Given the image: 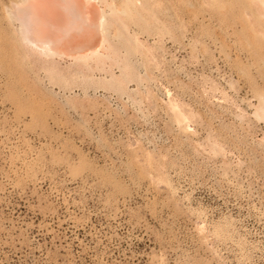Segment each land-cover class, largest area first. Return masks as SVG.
<instances>
[{
	"label": "rangeland",
	"instance_id": "rangeland-1",
	"mask_svg": "<svg viewBox=\"0 0 264 264\" xmlns=\"http://www.w3.org/2000/svg\"><path fill=\"white\" fill-rule=\"evenodd\" d=\"M22 1L0 0V264H264V1L69 0L55 54Z\"/></svg>",
	"mask_w": 264,
	"mask_h": 264
},
{
	"label": "bare ground",
	"instance_id": "bare-ground-1",
	"mask_svg": "<svg viewBox=\"0 0 264 264\" xmlns=\"http://www.w3.org/2000/svg\"><path fill=\"white\" fill-rule=\"evenodd\" d=\"M20 1H22V0H20ZM58 1L57 0H51V1L48 2L49 4L47 6H45L46 3L44 2V0H23L22 2H16L13 5L14 6L13 11H15L14 14L16 15L15 17H17L16 19L19 20V22H20L18 24L21 26V28L19 27L21 29V30L19 29V32L23 33V35H24V39L23 40H25L28 44H30L31 47H34L35 49H38V51L40 50V51H42L44 53H48V54H55V53L59 52L58 51L59 48H57V50H56L53 47L54 44H55L54 40L55 39L59 40L63 36L62 37H60V35L57 36L55 33L64 31L65 29L67 30L69 28L70 23L73 22V20L69 19V25L65 24V26H62L60 23H55V24L53 23V21H52L53 19L51 18V17H53V14L51 12H49L50 9H53V6L58 5L59 7L62 8L63 12L65 10H70L71 9L70 4L72 2H69V0H58ZM87 3L84 1L83 5L81 4L80 6H78L79 7L78 9H80V10L78 12V9H77V13L79 14V16H77V17H80L81 19L82 18L84 19V17H86L87 20H88L89 15L91 17L94 16V15L95 16L97 15L98 10H100V9H98L97 12H96V10L91 5L89 6V4L91 2H89V4H87ZM82 8H84V9H82ZM42 9L44 11L47 10L45 12L47 14V16L45 14V17H44ZM99 14H101V15L103 14L104 15V12L103 13H99L98 12V15ZM103 15L101 16V18L99 17L100 19L97 18V19L100 20L101 23L105 19V17H104V19L102 18ZM46 17L51 18V20L47 19ZM58 17H59V15H58ZM44 19H47V20H44ZM49 20L52 21V23L50 22V24H51V26H54L57 29V32H53L52 33L51 31H44L39 26V23L47 22ZM95 20L96 19L93 18V19L89 20L90 21L89 23L87 21V23L90 25V27L93 28V30H89L87 32V34H86L88 40L93 44V46L91 45V47H90L91 50L96 46V42L98 41L95 38L94 30H96V33H97V30L99 29L98 27H100V26H98V24L96 23L97 21H95ZM99 32H101V31H99ZM102 32H103V29H102ZM96 35L98 36V34H96ZM65 37H66V35H65ZM99 38H101V37H99ZM99 41H101V40H99ZM27 43H26V45H27ZM66 46L68 47V45H66ZM72 47H73V45H72ZM69 48L71 49V47H69ZM80 48H82V47H80ZM65 49L67 51V48H65ZM68 51H69V49H68ZM71 51L72 50H70V52ZM261 112H263V111H261Z\"/></svg>",
	"mask_w": 264,
	"mask_h": 264
}]
</instances>
